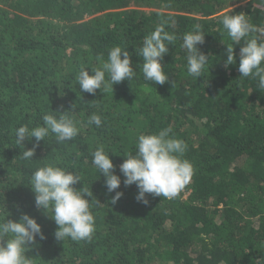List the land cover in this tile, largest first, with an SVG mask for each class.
I'll use <instances>...</instances> for the list:
<instances>
[{
	"label": "trees",
	"instance_id": "1",
	"mask_svg": "<svg viewBox=\"0 0 264 264\" xmlns=\"http://www.w3.org/2000/svg\"><path fill=\"white\" fill-rule=\"evenodd\" d=\"M0 264H264V0H0Z\"/></svg>",
	"mask_w": 264,
	"mask_h": 264
}]
</instances>
